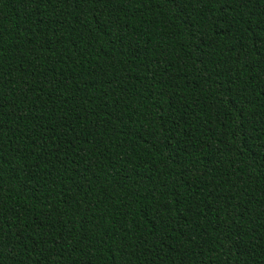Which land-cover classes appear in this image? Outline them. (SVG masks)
Masks as SVG:
<instances>
[{
    "label": "trees",
    "instance_id": "trees-1",
    "mask_svg": "<svg viewBox=\"0 0 264 264\" xmlns=\"http://www.w3.org/2000/svg\"><path fill=\"white\" fill-rule=\"evenodd\" d=\"M0 264H264V0H0Z\"/></svg>",
    "mask_w": 264,
    "mask_h": 264
}]
</instances>
